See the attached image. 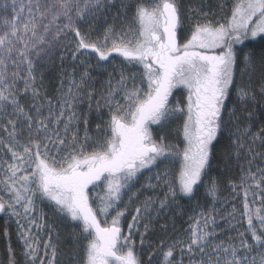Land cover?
Instances as JSON below:
<instances>
[{"label": "snow or ice", "instance_id": "obj_1", "mask_svg": "<svg viewBox=\"0 0 264 264\" xmlns=\"http://www.w3.org/2000/svg\"><path fill=\"white\" fill-rule=\"evenodd\" d=\"M0 193L7 264H264V0H2Z\"/></svg>", "mask_w": 264, "mask_h": 264}, {"label": "trees", "instance_id": "obj_2", "mask_svg": "<svg viewBox=\"0 0 264 264\" xmlns=\"http://www.w3.org/2000/svg\"><path fill=\"white\" fill-rule=\"evenodd\" d=\"M107 3H116L119 4V0H106ZM185 2H188V0H185ZM205 3H212L213 8L215 10V5L217 4H231L232 0H205ZM117 11L116 8L109 9V12L114 14ZM105 20H107L109 23L111 22V17L106 13L103 16H100L97 18L94 22L89 24H81V30L85 32L88 36L95 37V35L103 30V26L105 24ZM259 38L256 39L255 44L258 46L259 44ZM249 47H252V45H249ZM72 52L73 49L70 50V53L65 55L62 53L56 54V56L49 62L50 65L46 66V68L39 67V72L43 74V87L47 88L51 91L53 87L58 86V79L61 72V69H67L68 71H71V68L74 66L72 64ZM44 64V63H43ZM42 63H37V66H41ZM93 76H96L97 73L93 72ZM104 79H107V77H104ZM101 85L97 84V88H100ZM86 110V105L81 106ZM213 175H217V173H213ZM144 182L143 180L141 181ZM201 192H203V189H201ZM2 194V193H0ZM226 194V193H225ZM201 203H204L203 198L201 197ZM232 203L239 204V198H236L233 200L231 197H229L228 204H223L222 202H217L216 209L219 213H223L225 216L227 213L231 210L230 205ZM181 204L185 206V211L188 209V201L187 199L182 200ZM206 207L211 208V203L206 204ZM45 212L47 215V221L49 224L55 226V219L53 217V214L48 210L47 207H45ZM191 215V213H189ZM189 215L184 216H177L176 224L178 228H187L190 220ZM163 222V221H161ZM217 224L223 229V231H218V235H220L223 238H227L225 235L226 233L228 235H234V233L230 232L228 229V225L226 224L225 220H222L219 215H217ZM7 228L9 234L12 237V244L13 247H17L19 244V241L17 240V226L14 221L8 220L7 217H5L3 214H0V261H4V264H7V253H6V247H7V239L4 235V229ZM127 229L125 228V231ZM59 231V229H57ZM53 237H55V233H53ZM81 261L86 259V257L83 255V252L81 253L80 257Z\"/></svg>", "mask_w": 264, "mask_h": 264}, {"label": "rangeland", "instance_id": "obj_3", "mask_svg": "<svg viewBox=\"0 0 264 264\" xmlns=\"http://www.w3.org/2000/svg\"><path fill=\"white\" fill-rule=\"evenodd\" d=\"M0 2H2V0H0ZM59 23H63V20L59 21ZM54 30H55V26H53V31ZM50 36H51V34L47 38H50ZM69 38H72L71 33H69ZM258 38H259V36H257L255 38V41ZM43 47L45 48L46 54L42 53L41 58H35V59H38L39 62L42 63L41 66H37L38 71L40 69L39 67L46 68V66H49L50 65L49 62L56 56V54L63 52V54L67 55L70 53V50L73 49V46L71 44H68L67 41H65L63 38H61L59 43H53V45L50 48L47 45H45ZM110 220H111V216H109V221ZM102 223H103V221H102Z\"/></svg>", "mask_w": 264, "mask_h": 264}]
</instances>
